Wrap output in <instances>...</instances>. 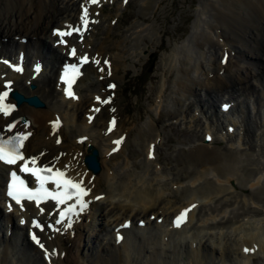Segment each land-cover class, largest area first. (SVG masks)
Segmentation results:
<instances>
[{
	"label": "bare ground",
	"instance_id": "6f19581e",
	"mask_svg": "<svg viewBox=\"0 0 264 264\" xmlns=\"http://www.w3.org/2000/svg\"><path fill=\"white\" fill-rule=\"evenodd\" d=\"M114 1L121 5V0ZM159 1L141 0L142 19ZM201 2L189 45L172 48L161 60L165 73L153 98L154 116L131 137L142 155L137 164L126 154L121 161L116 158L128 139V130L117 114L114 88L118 85L100 89L103 81L114 82L119 65H133L135 57L145 51V38L153 41V25L133 22L122 37L109 43L110 25L102 29L103 37L93 39L94 30L103 26L104 16L101 12L95 14L97 7L87 0H0V50L24 48L27 58L41 56L45 61V70L35 77H28L27 72L13 75L15 91L33 93L42 101L34 106L21 100L15 112L27 118L25 128H32L25 149L38 153L41 159L55 158L57 165L91 186L90 197L97 195L71 228L39 232L44 249L38 251L21 231L27 219L20 226L15 214L3 212L0 188V230L4 229L0 261L134 264L139 258L142 264H176L178 257L185 256L189 264H200L204 258L212 261L205 264H214L215 257L219 264H227V257L229 264H250L253 256H264V157L253 151L254 146L260 152L264 148V0ZM82 7L94 16V23L78 45L99 57L101 68L96 71L90 65L84 66V73L75 82L77 90L88 80L96 81L97 87L90 86L88 94L76 91L75 99L64 98L51 76L53 63L63 54L60 47L51 45L54 36L50 27L74 18ZM15 35L26 36V41L14 39ZM223 55L224 62L220 59ZM26 77L34 82L31 89L23 83ZM107 90L114 95L102 103L100 98ZM229 98L236 101L229 115L215 109L214 101L218 107ZM202 106L211 111L209 117H199V110L194 112L193 108ZM107 108L114 109L108 113L117 116L113 128L104 132L102 109ZM52 114L61 118L54 130L48 123ZM3 121L0 117V124ZM163 122L188 126L192 133L182 140L189 145L187 148L179 147L173 158L165 154L161 161L158 145L169 138L162 129ZM228 124L230 132L225 131ZM205 132L210 133V138L203 141ZM57 134L61 137L59 143L54 142ZM120 134L123 138L115 140ZM219 138L224 139L222 144ZM148 142L152 152L145 157ZM114 143H119L117 149L112 147ZM92 148L99 162L95 173L85 167L83 160ZM170 161L174 162L173 171L162 165ZM172 183L174 188L168 185ZM182 205L186 206L185 222L177 228L168 227L170 214ZM151 212L160 221L150 218ZM122 216L143 217L145 222L142 226L132 222L123 229L122 239L115 242L113 227ZM6 222L10 223L9 234L5 233ZM243 248L247 251L243 252ZM43 252L48 254L47 260L40 256Z\"/></svg>",
	"mask_w": 264,
	"mask_h": 264
},
{
	"label": "rangeland",
	"instance_id": "374dc122",
	"mask_svg": "<svg viewBox=\"0 0 264 264\" xmlns=\"http://www.w3.org/2000/svg\"><path fill=\"white\" fill-rule=\"evenodd\" d=\"M201 1L202 0H160L159 3H157L156 8L151 9L144 19H142L139 10L141 0H130L125 5H122L119 10L117 9L121 5H118L117 1H115L116 6L111 3V7H104V11L110 10L112 8L109 13L110 15L116 16L115 22L112 23V26L110 23L112 19H106L105 15L101 12L104 16L101 24L103 26L100 27L101 29H99V27L97 28V30L99 31H96L94 33V40L97 37L104 36V34L102 33V29L105 28V25L111 26L109 29L110 31L108 32L110 38L108 40L109 43L115 42V40L122 37L123 34L126 33L127 27L133 22L142 21L143 23L145 22V26L153 25V29L150 32V36L153 38V41H150V39L148 40L145 38V42L147 43L145 51L135 57L133 65L130 64L127 67L123 66L122 64L119 65L116 68L115 72L117 77L114 78V82L112 81L113 83L118 85L116 89L114 88L116 97L114 98L116 99L117 106L119 107V112L117 114L118 117H121L124 126L128 130V139L126 141L125 149L122 150L120 154L116 157L118 161H121L123 159L124 154L129 156L130 159H133V161L137 164L142 158L140 149L137 146L138 144L134 143L131 137L136 132L138 127L143 126L146 121L151 118V116H154L153 98L155 96L157 86L159 85V82L163 74L165 73L162 68L161 60L166 53L171 51L172 48H176L182 45H189V34L194 30L193 26L195 20L197 19L198 11H200L201 9ZM115 7L117 11L115 10ZM150 64H152L151 70L148 71L147 67H150ZM171 74L173 77V71L171 72ZM106 83L107 81H103V84ZM86 85L81 87L82 91L78 90L81 94H88L89 87H97V82L94 80H88ZM105 89L108 88L105 87ZM167 90L168 88H166L165 91ZM204 99L210 98L204 97ZM216 103L217 101H214L215 108ZM203 106L201 108H193L194 112H196V110H199V117H209L208 112L210 110L207 109L206 111ZM113 110L107 108L105 110V114L108 115V111H112L111 113H113ZM102 119L105 120L106 118L102 116ZM187 127L188 126H178L177 124L172 125L169 124V122H163L162 129L165 135H169V138L167 140H164V143L161 144L162 146L158 145L157 151L159 160L164 161L163 157L165 154L171 155V157L173 158L179 147L183 149L189 146L188 144L182 143V140L187 139L188 136L192 133L191 129ZM243 129L245 131L247 130L245 126L243 127ZM72 133L73 132L71 131L70 134ZM198 136H200V134ZM195 137H197V135H195ZM220 140L221 141L219 142L222 144L224 141L223 139ZM253 151L257 154L258 152L261 153L264 157V148H262L261 150L263 153L260 152L258 146H254ZM254 157H256V155ZM173 164L174 162L171 161L168 162V164L166 165H164V163L162 162V165L164 167L166 166L171 171H173ZM99 185L101 187L104 186L102 181L99 182ZM243 198L244 197H242V200ZM1 231L2 230H0V236L2 237L3 231ZM1 239L2 238H0V241ZM181 258L178 257L176 264H189L185 256H182ZM229 259L230 258L228 257L226 258L225 262H227V264L230 263V261H228ZM213 261L214 264H219L217 263V257H215ZM201 262L202 263L200 264H205L211 263L212 261L207 262V259L204 258L203 260H201ZM0 264H4V262L1 261ZM94 264L100 263L95 262ZM134 264H142V262L138 258ZM146 264L151 263L146 262ZM251 264H264V256H255L252 259Z\"/></svg>",
	"mask_w": 264,
	"mask_h": 264
},
{
	"label": "water",
	"instance_id": "95a60500",
	"mask_svg": "<svg viewBox=\"0 0 264 264\" xmlns=\"http://www.w3.org/2000/svg\"><path fill=\"white\" fill-rule=\"evenodd\" d=\"M15 97L18 99V100H21L23 99V97L19 96L18 94H15ZM26 100L30 103H34V104H38V100L36 99L35 96H29L26 98ZM85 161L87 162V165L94 171L97 170L98 168V165H97V161L95 159V151L94 149L92 150V152L90 154H88L86 157H85Z\"/></svg>",
	"mask_w": 264,
	"mask_h": 264
}]
</instances>
